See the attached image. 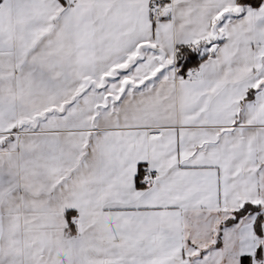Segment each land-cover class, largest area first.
I'll list each match as a JSON object with an SVG mask.
<instances>
[{
    "label": "snow or ice",
    "instance_id": "6c2138e0",
    "mask_svg": "<svg viewBox=\"0 0 264 264\" xmlns=\"http://www.w3.org/2000/svg\"><path fill=\"white\" fill-rule=\"evenodd\" d=\"M0 264H264V0H0Z\"/></svg>",
    "mask_w": 264,
    "mask_h": 264
}]
</instances>
